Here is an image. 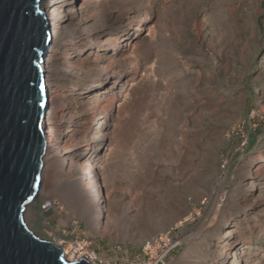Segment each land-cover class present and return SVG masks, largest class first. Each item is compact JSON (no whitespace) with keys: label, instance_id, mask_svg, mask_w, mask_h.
Segmentation results:
<instances>
[{"label":"rangeland","instance_id":"1","mask_svg":"<svg viewBox=\"0 0 264 264\" xmlns=\"http://www.w3.org/2000/svg\"><path fill=\"white\" fill-rule=\"evenodd\" d=\"M61 19L51 49L79 72L50 85L58 160L26 224L51 240L77 220L122 256L177 224L170 264H264V0H69Z\"/></svg>","mask_w":264,"mask_h":264},{"label":"water","instance_id":"2","mask_svg":"<svg viewBox=\"0 0 264 264\" xmlns=\"http://www.w3.org/2000/svg\"><path fill=\"white\" fill-rule=\"evenodd\" d=\"M41 0H0V264H89L68 261L24 221L41 180L48 108L41 54L48 37Z\"/></svg>","mask_w":264,"mask_h":264},{"label":"bare ground","instance_id":"3","mask_svg":"<svg viewBox=\"0 0 264 264\" xmlns=\"http://www.w3.org/2000/svg\"><path fill=\"white\" fill-rule=\"evenodd\" d=\"M68 4H69V0H41L40 1L39 9L44 14V16L46 18L47 28H48V37L46 40V47L41 54V61H40V68L43 71V76H42V85H43L42 86V96H43V99H45V98L47 99L48 92L52 91V90H50V87H51L50 85L52 84L53 80H55L56 78L61 77V76L66 77V75H71V74L77 75L79 72L74 67H72L70 72H67V74H66V71H64V69L61 66V62H62L61 58L57 57L55 55L54 51L51 49V46L53 44L60 42L64 36L68 35L69 31H67L66 28L63 27L62 19H61L62 7L63 6L65 7V5H68ZM75 34L78 36H81L82 32L80 30V31L75 32ZM122 42H123V38H122V36H120L118 38V42L115 44V46H113V48H118ZM95 86H96L95 84H91V86L85 85L83 87L82 91L79 92V94L80 95L83 93L86 94L85 92L88 89H92ZM47 102H48V100H47ZM47 110L45 112L46 115H44V117L42 119V125H44L45 123L49 124L48 130H46L44 132L46 145H45V154L43 156V162L54 165V163H56L58 160V158H57L58 154L56 151V147L58 145V139H59V133H58L59 130H58L57 125H56L58 115H57L56 109H54V108H49ZM106 124H107V120L104 119L100 123V126L106 125ZM69 151H70V149H67L66 154H68ZM67 156H69V154L64 156L63 160H66ZM68 161H70V160H68ZM68 161L66 163H69V166L71 168H73V170H74V167H76V166L73 163H71V161L70 162H68ZM78 167L80 169V164ZM93 170H94V165L89 160H87L85 162V164H83V166L81 165V170H79L80 172L79 173L77 172V174H78L79 180H87L86 186L89 188V192L91 191V198L95 199L96 203L98 204L99 203L98 197L100 195H98V191H97V188L95 186V182L93 180V176H94L92 174ZM75 171H76V168H75ZM79 174H80V176H79ZM74 178H75V176H74ZM102 207L97 206V211L99 212L100 215L103 213V210H104V209H102ZM243 247L244 246H239V247L234 246L231 250L232 251L231 257L236 260V258H237L236 254H237L238 249L240 250Z\"/></svg>","mask_w":264,"mask_h":264},{"label":"built area","instance_id":"4","mask_svg":"<svg viewBox=\"0 0 264 264\" xmlns=\"http://www.w3.org/2000/svg\"><path fill=\"white\" fill-rule=\"evenodd\" d=\"M50 205L48 201L42 208L46 209ZM179 228L176 224L165 231L155 233L130 256L128 253L122 256L118 252L109 253V249L101 251L99 248H93L90 241L80 236L77 220H73L70 226L58 235H52L51 241L62 250L68 261L85 260L89 264H170L173 251L181 244Z\"/></svg>","mask_w":264,"mask_h":264}]
</instances>
